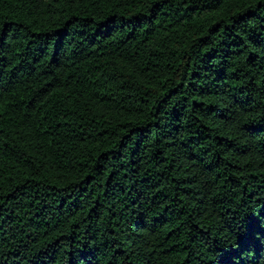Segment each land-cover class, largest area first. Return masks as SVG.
<instances>
[{
	"label": "trees",
	"instance_id": "1",
	"mask_svg": "<svg viewBox=\"0 0 264 264\" xmlns=\"http://www.w3.org/2000/svg\"><path fill=\"white\" fill-rule=\"evenodd\" d=\"M0 264H264V0H0Z\"/></svg>",
	"mask_w": 264,
	"mask_h": 264
}]
</instances>
